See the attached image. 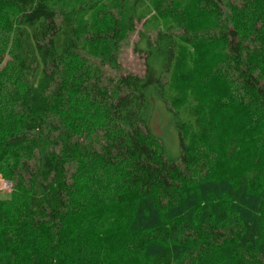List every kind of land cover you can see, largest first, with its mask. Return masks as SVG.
<instances>
[{"label":"trees","instance_id":"trees-1","mask_svg":"<svg viewBox=\"0 0 264 264\" xmlns=\"http://www.w3.org/2000/svg\"><path fill=\"white\" fill-rule=\"evenodd\" d=\"M139 22L145 74L108 73ZM0 31L14 32L16 60L8 81L0 73V171L15 196L0 200V264H61L55 243L72 225V167L88 158L130 191L119 198L124 220L95 225L134 239L129 259L264 264V0H0ZM77 105L98 117L92 130L67 121ZM160 106L172 148L150 125ZM216 157L228 168L212 173ZM16 223L33 235L18 239ZM75 231L62 264L109 263ZM23 238L19 250L38 256L15 258Z\"/></svg>","mask_w":264,"mask_h":264},{"label":"rangeland","instance_id":"rangeland-1","mask_svg":"<svg viewBox=\"0 0 264 264\" xmlns=\"http://www.w3.org/2000/svg\"><path fill=\"white\" fill-rule=\"evenodd\" d=\"M17 13L15 9L9 10L8 15H10L13 20ZM141 22L136 24V30L133 31L128 37V39L121 44L120 53L118 56L119 70H114L110 67H105L107 72L110 74H124L130 72L137 75H144L146 72L145 57L143 53L135 50L134 44L138 41V30L141 29ZM14 32L12 34L0 31V73H3L5 81L10 79V74L14 73L16 60L13 57L11 51L12 46H10L11 41L13 45ZM11 40V41H10ZM82 105L86 106L87 103L82 101ZM164 108L160 106L155 110V113L150 118V125L156 136L160 140L169 142L173 147L176 145V135L172 125L169 123L168 117L164 113ZM67 121L68 117L73 124H71L72 129L85 128L88 123L96 125L98 123V117L92 113L89 108H80L78 105L71 112H66L65 115ZM77 124V125H76ZM89 126H87L88 128ZM90 130L93 127H89ZM174 133V134H173ZM170 147L172 148V146ZM200 146V154L207 159L209 156V149ZM208 160V159H207ZM203 164V160L201 161ZM211 172H221L224 168H228L227 160L221 157H216L211 162H209ZM233 169H235V164H230ZM72 173L77 174L75 180L77 179L75 185H73V191L71 195L72 204V225L70 230H68V221L61 232V237L59 238V243H55L56 253L55 255L60 259L61 264L64 257L68 254V237L71 236L73 231H80L84 236L87 244L93 248H99V250H104L109 254L111 260L108 264H139L137 259H133L136 254H133V258L129 259L127 254L132 251L134 239H127L125 232L120 230V227H116L110 232H106L103 236L100 232L95 229V225L100 223L103 218H116L119 220H124L123 210L120 207L119 198H127L130 195V191L126 185L121 182L118 172L111 170L110 167H105L99 164L98 159L88 158L81 160V162L72 167ZM200 173L197 174L198 178L206 177L207 175L203 172V166H200ZM194 180H198L194 177ZM14 183L11 179L5 176L0 171V200L5 202H10L11 199L15 198L13 196ZM17 198V197H16ZM28 220V219H27ZM20 223H16L12 228L16 231V228L21 231V233H26L28 235L34 228L30 225L19 226ZM75 231V232H76ZM77 233V232H76ZM18 236L19 238L28 237V235ZM13 232H6V236H12ZM15 238V237H14ZM29 238H23L18 241L14 247L15 251L18 252L17 256L14 253L16 259L27 261L28 259H33L36 254H38L36 249H32L30 246L19 247L27 244ZM48 244V243H47ZM49 245V244H48ZM40 250H42L40 248ZM50 250V249H49ZM45 252V251H44ZM38 256V255H36ZM121 256V258H119ZM249 258L253 259V255H247Z\"/></svg>","mask_w":264,"mask_h":264}]
</instances>
